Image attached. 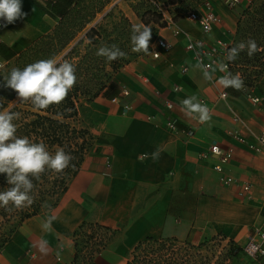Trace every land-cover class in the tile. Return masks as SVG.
I'll return each instance as SVG.
<instances>
[{"label":"crops","instance_id":"crops-1","mask_svg":"<svg viewBox=\"0 0 264 264\" xmlns=\"http://www.w3.org/2000/svg\"><path fill=\"white\" fill-rule=\"evenodd\" d=\"M21 2L27 16L0 29V61L5 64L49 34L57 22L29 0ZM212 11L220 22L208 33L185 16L172 20L180 31L177 36L172 28L155 26L149 44L158 57L143 54L113 73V98L118 102L98 96L88 105L97 148L84 156L51 210L21 223L0 252V264H74L73 233L82 223L111 232L93 264H109L110 259V264H117L145 238L197 244L222 235L243 246L252 229L264 222V150L257 143L264 129V106L252 104L247 96L264 98V75L259 86L238 96L227 92L224 100L219 96L223 89L215 83L224 73L217 68L213 80L206 81L185 50L189 38L206 45L217 40L230 44L236 17L217 5ZM158 39L168 44L166 50L156 46ZM221 61L217 57L212 66ZM192 95L211 110L210 122L200 124L181 111L180 102ZM168 122L176 132L168 130ZM211 146L230 152L222 169L234 183L220 182L214 170L218 158L206 155ZM157 148L160 158L153 161ZM244 184L250 186L248 193L242 192ZM49 216L56 219L44 230ZM41 240L48 242L47 255L39 251ZM259 263L264 264V257Z\"/></svg>","mask_w":264,"mask_h":264},{"label":"trees","instance_id":"trees-1","mask_svg":"<svg viewBox=\"0 0 264 264\" xmlns=\"http://www.w3.org/2000/svg\"><path fill=\"white\" fill-rule=\"evenodd\" d=\"M29 1L57 22L49 34L36 39L12 61L16 64L20 63L18 68L22 69L40 59L59 56L78 34L83 35L62 57L76 66V85L64 102L44 110L34 108L30 102L20 103L18 100L16 105L10 108L11 111L20 113V118L15 121L17 135L45 143L50 152L62 147L74 159L63 173L46 171L39 181L33 180L35 187L31 194L34 203L31 206L12 212L0 208V252L11 241L25 219L51 210L66 191L68 180L75 175L84 156L92 152V148L96 146L93 136L80 124L81 111L98 96L111 99L117 95V88L113 85L107 69L115 73L129 62L126 58L109 62L106 58L96 55L97 49L109 38L110 32L101 25L92 27L88 25L110 4L111 0H99L97 3H92V0ZM182 1L187 5H190L188 1L191 3V0ZM250 3L252 4L245 8L237 19L234 42L238 44L254 39L262 50L257 51L251 58L245 50L239 54L237 60L227 61L228 71L233 74H236L237 67H253V72L244 78L245 90L259 86V81L264 75V0H251ZM177 4L178 0L164 2L167 7ZM107 15L109 14L104 17ZM143 15H148L151 19L145 23L151 21L160 27L165 26L157 10H146ZM179 16L182 14H171V19L175 20ZM122 20L128 23L124 18ZM108 41L107 43H116V39ZM231 47L234 46L230 45L229 49ZM225 91L234 96L240 94V91L232 88ZM16 97L17 93L4 87L3 78H0V110H5L7 104ZM65 109L71 111L67 112ZM7 187L10 185L7 183L6 174H0V191L6 190ZM110 236L111 232L105 227L92 223L80 224L73 233L75 249L73 263L93 264L94 255L104 249ZM219 237L224 238L219 235L198 244L175 238H145L131 248L124 264H233L241 256H244L250 264H260L261 259L248 258L243 253L242 246L232 240H227L225 246L215 254L213 247L217 245Z\"/></svg>","mask_w":264,"mask_h":264},{"label":"clouds","instance_id":"clouds-1","mask_svg":"<svg viewBox=\"0 0 264 264\" xmlns=\"http://www.w3.org/2000/svg\"><path fill=\"white\" fill-rule=\"evenodd\" d=\"M27 13L22 11L21 0H0V27H7L17 20L23 19ZM205 31L210 30V25L202 21ZM152 29L144 24H133L131 27V51L135 53L151 54L149 51ZM201 43L197 42V47ZM191 47V45H190ZM247 52L251 58L260 49L254 39H248L227 49L225 60L233 62L238 59L242 51ZM96 55L106 58L107 61H115L125 58L126 53L118 45H102ZM4 65L0 64V69ZM203 73L206 81H212L217 68L224 75L215 80L222 89L232 88L235 91L245 90V82L239 73L228 71V64L221 61L217 67L212 64L205 65L202 61L194 65ZM77 83L76 66L66 59L56 57L40 59L26 65L24 68L13 67L3 75V86L14 90L20 103L30 102L39 110H44L52 105H60L66 100L69 92ZM228 93L220 92V98L226 100ZM181 111L198 123L204 124L211 120V110L196 95L189 96L181 102ZM70 112L71 109H65ZM20 118L19 112L11 109L0 110V174H6V180L10 187L0 191V208L7 212L22 210L34 203L31 194L35 187L33 180L39 181L46 171L63 173L70 166L74 157L66 153L64 148L57 147L50 152L43 142H35L27 136L17 135L15 121ZM170 127L173 125H169ZM147 158L148 154H144ZM151 158L156 161L160 158V149L157 148ZM74 167V165H73ZM56 217L49 216L42 227L48 230ZM47 241L41 240L39 251L47 255ZM35 246V245H34Z\"/></svg>","mask_w":264,"mask_h":264},{"label":"rangeland","instance_id":"rangeland-1","mask_svg":"<svg viewBox=\"0 0 264 264\" xmlns=\"http://www.w3.org/2000/svg\"><path fill=\"white\" fill-rule=\"evenodd\" d=\"M98 1L99 0H92V3H97ZM154 1H156L157 3L161 5H164V2L166 0H154ZM189 2L190 1H188V4L190 5H187L182 0H178V4L175 6H171V7H167L165 5L164 6L166 7V10L169 16H171V14H182V16H185L186 13L189 11L204 10L206 6H208L212 10V7L217 5V6H220L230 11L231 13L234 14L236 19H238L241 12L252 4L250 3L251 0H240L239 4H237L234 8L230 9L226 6L225 0H198V1L191 0V3ZM149 9L156 10V8L151 3H149V1L147 0H139V1L137 0H120V1L111 0L110 4H108L103 9L102 12L96 15L95 19L88 25V27L100 26V25L103 26L104 29L110 32L109 38L105 40L103 45H107V46H109L110 44L118 45L119 48L127 54L125 57L126 60L131 61V60H134L136 57L143 55L144 53L142 52L135 53L131 51V41H130L131 28L130 27H132L133 24H144V25L149 26L152 29V31L155 30V26L160 27L159 25L154 24L151 21L149 23H145V21L147 22L151 20L150 16L143 15V12ZM106 14H109V15L104 17ZM122 18L127 20L128 23H124ZM82 35H83L82 33L78 34L76 39L56 58L61 59L66 54V52L76 43V41L81 39ZM154 35H155V32H152V37H154ZM113 39H116V43H107L109 42L108 40H113ZM234 41H235V35L233 36L232 41L230 42L231 46L236 45ZM149 51H150V48H149ZM81 52L83 53V51ZM19 64H16L15 62H10V63L5 64L4 68L0 69V78H3V75L7 74V72H9L11 68L18 67ZM107 71L112 77L113 75L112 71L110 69H107ZM252 72H253V67L251 66L237 67V71H236V73H239L241 75L243 80L248 74ZM17 101L18 99L16 97V99H14L13 101L7 104V107L5 110L12 108L14 105H16ZM88 116H90V109L88 108V105L87 106L85 105L83 111H81V114H80V120H81L80 124L82 127L87 128V130L90 132V134L94 138V145L97 146L98 138H97L96 133L92 131L93 122L90 120V117ZM96 146L92 148V151L96 148ZM217 241H218L217 245L213 247L215 254H217V252H219L221 248L225 246L227 239L225 237L223 239L219 237L217 238ZM130 251L131 250H128V252L125 255L121 256L120 261L117 264L125 263ZM111 261H112L111 259L110 261L108 260L109 264L111 263ZM233 264H250V262L244 256H241L240 259L234 261ZM254 264H258V263H254Z\"/></svg>","mask_w":264,"mask_h":264},{"label":"built area","instance_id":"built-area-1","mask_svg":"<svg viewBox=\"0 0 264 264\" xmlns=\"http://www.w3.org/2000/svg\"><path fill=\"white\" fill-rule=\"evenodd\" d=\"M120 1V0H116ZM149 3H151L157 10L158 13H160L163 21L165 22V26L167 28H172V32L175 36L180 34V31L174 27V23L171 19V17L168 15L166 7L164 5H161L157 3L154 0H147ZM240 0H225L226 6L230 9L234 8L237 4H239ZM185 18L191 22L197 23L201 29L202 32L208 33L212 27L220 22V18L213 13V11L206 6L203 11H190L185 15ZM202 21L207 22L210 25V30L205 31L204 24ZM1 29V27H0ZM197 42L201 43L200 47H197ZM191 45V47H190ZM156 46L162 50H166L168 48V44L162 40L158 39L156 41ZM230 44H227L221 40H217L212 45H206L203 41L199 39H191L189 38L185 44V50L187 52H190L192 54V59L198 63L200 61L203 62V64H213L215 59L217 57H220L221 60L224 63H227V61L224 59L226 56L227 49H229ZM151 55L154 58L158 57V52L151 49ZM0 64L5 65L4 62L0 61ZM182 72H185V69H182ZM178 90V88H176ZM222 91H225L223 89ZM122 96L127 95L126 90L121 91ZM220 96V95H219ZM250 102L252 104L258 105V106H264V98L254 96V95H247ZM112 103H117L118 99L113 98L111 99ZM201 102L204 103V101L201 100ZM171 108V105H168V109ZM129 109L128 106H123V111H127ZM173 126H169V125ZM166 127L171 132H176V128L172 122H168L166 124ZM191 135V133H189ZM235 139L238 142H243V139L240 136H235ZM257 143L261 147L262 150H264V129H261L258 136H257ZM206 155L209 156H215L218 158L219 162L214 166V170L220 174V182L223 184L230 185L234 183L233 179L231 177L225 176L223 174L222 165L226 164L228 162V159L230 157L229 151H223L217 146H211L208 151L206 152ZM250 189V186L248 184L242 185V192L248 193ZM262 242H264V222H262L259 226H256L252 229V233L248 236L246 243L242 246L243 253L252 260L261 259L264 257V246H262Z\"/></svg>","mask_w":264,"mask_h":264}]
</instances>
